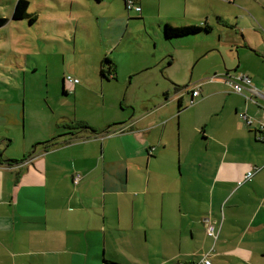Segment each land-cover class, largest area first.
Here are the masks:
<instances>
[{
  "label": "crops",
  "instance_id": "1",
  "mask_svg": "<svg viewBox=\"0 0 264 264\" xmlns=\"http://www.w3.org/2000/svg\"><path fill=\"white\" fill-rule=\"evenodd\" d=\"M56 1L96 16L100 36L107 38L101 41L105 52L125 37L132 21L137 33L152 40H164L167 25L201 26L205 18L204 26L213 31L201 0H135L138 18H130L126 0ZM218 21L225 24L220 16ZM74 23L80 28V20ZM226 41L231 48H256L247 40H217L197 46L184 66L195 64V70ZM240 54H233L230 68L249 57ZM164 56L169 55L129 72L133 77L156 67L155 93L140 114L135 110L129 119H114L121 124L109 125L108 134L64 132L56 145H43L50 140L45 139L26 151L21 163L1 157L8 142H0V264H196L204 256L212 264H264V141L258 131L264 122V76L238 66L233 73L252 79L253 88L243 95L215 75L180 85L168 70L177 60L159 64ZM250 60L264 63V55ZM64 84L70 85L65 78ZM196 88L200 94L190 106ZM190 107L194 116L203 108L193 122L194 134L185 132L183 121ZM245 111L251 126L240 117ZM251 171L252 179L244 182ZM76 174L82 176L78 185ZM208 220L217 223L216 241L207 235Z\"/></svg>",
  "mask_w": 264,
  "mask_h": 264
},
{
  "label": "rangeland",
  "instance_id": "2",
  "mask_svg": "<svg viewBox=\"0 0 264 264\" xmlns=\"http://www.w3.org/2000/svg\"><path fill=\"white\" fill-rule=\"evenodd\" d=\"M17 1L0 0V16L8 19L0 28V142H8L2 155L9 159L22 160L26 151L33 152L45 139L69 132V126L77 122L102 129L119 123L114 119H129L135 110L140 114L144 101L155 93L152 82L159 75L154 73L156 67L133 77L129 72L134 66L158 61L160 55L169 56H164L159 64L167 61L168 65L171 59L177 60L175 67L168 70H173L171 76L180 85H190L199 77L203 81L214 75L226 78V74H235L238 66L239 71L250 67L256 75L264 76V63L250 60L257 53L264 55V0H201L207 18L211 13L208 23L213 31L206 35L152 40L143 31L137 33L138 27L132 21L125 37L107 52L101 49L106 35L100 36L97 18L90 10L71 11L56 0H28L35 20L31 24L29 18L13 19ZM129 13L130 18H138L134 15L138 13ZM219 16L225 24L218 21ZM77 19L80 28L74 23ZM205 21L206 18L201 26L205 27ZM147 27L149 35L154 37L153 28ZM217 40H247L256 48L238 49L234 44L231 48L230 41H226L227 45L223 44L220 49L213 48L216 53L202 57L195 70V64L190 69L184 66L191 52L199 50L197 46L216 44ZM239 53L246 54L248 59L242 66L230 68L233 54L238 57ZM106 56L115 63L117 79L101 76V64ZM178 65L180 69H176ZM68 76L79 80L77 90L72 87L75 84H64V87L63 79ZM188 96H185L187 101ZM174 107L177 110V101ZM190 110L192 107L189 112L184 111L183 121L188 122L185 132L194 134L193 122L203 108L199 107L195 116ZM204 115L211 118L210 114ZM176 124L175 121V135Z\"/></svg>",
  "mask_w": 264,
  "mask_h": 264
},
{
  "label": "trees",
  "instance_id": "3",
  "mask_svg": "<svg viewBox=\"0 0 264 264\" xmlns=\"http://www.w3.org/2000/svg\"><path fill=\"white\" fill-rule=\"evenodd\" d=\"M126 9H127V2H126ZM29 2L27 0H18L15 5L14 13H13V19L14 20H23L26 18H29L30 23L33 24L35 22L34 18L29 14ZM128 11V9H127ZM131 12V11H128ZM140 14V13H139ZM8 22L7 18L0 16V28L6 25ZM211 28L209 26L207 27H201V26H185V27H171L166 26L165 28V36L167 39H174V38H182V37H188L200 34L202 32L209 33ZM101 76L104 79H117V70L115 63L110 59L108 56L104 58V61L101 64ZM106 67L108 68L106 70ZM111 75L113 78H111ZM66 93V92H65ZM121 124V123H119ZM115 124V125H119ZM113 126H109L105 129H96L91 127L90 125L84 123V122H77L71 126H69L70 130L68 134L70 135H78V134H87L89 136H98V135H104L108 134L110 132V129ZM64 135H58L53 137L52 139L42 143L43 145H48V147H52L58 143V140H60L61 137ZM27 158L22 160H8L7 162H13V163H21L24 162ZM2 160H4L2 158ZM6 161V160H4ZM244 182H247L244 180ZM105 264H118L114 262H108L106 261Z\"/></svg>",
  "mask_w": 264,
  "mask_h": 264
},
{
  "label": "built area",
  "instance_id": "4",
  "mask_svg": "<svg viewBox=\"0 0 264 264\" xmlns=\"http://www.w3.org/2000/svg\"><path fill=\"white\" fill-rule=\"evenodd\" d=\"M127 2V9L128 11H134L136 13L141 12V7L138 6L135 0H126ZM217 78V77H215ZM66 82L70 84H78L80 83L78 79H74L70 76L65 78ZM225 82L228 86L231 87L234 93L243 95L244 91L247 90L248 88H253L252 86V79L250 76L240 73V74H235L232 75L231 78H225ZM252 91L255 93V95H258L256 90ZM199 88H196L195 90L192 91V99H191V104L194 103V98L199 97ZM247 102L249 101H255L254 98L249 96H245ZM256 102V101H255ZM240 117L249 125L251 126L253 124V121L247 116V112H243L240 114ZM258 131L260 133L259 140L264 141V122L260 124V127L258 128ZM253 177V172H248L245 176V181H250ZM82 179V176L79 174H76L74 176V183L78 185ZM243 182H240L239 185H242ZM207 235L211 238H213L215 241L218 239V226L217 223H215L212 220L207 221ZM196 264H212L211 259L208 256H204L202 260H200Z\"/></svg>",
  "mask_w": 264,
  "mask_h": 264
},
{
  "label": "flooded vegetation",
  "instance_id": "5",
  "mask_svg": "<svg viewBox=\"0 0 264 264\" xmlns=\"http://www.w3.org/2000/svg\"><path fill=\"white\" fill-rule=\"evenodd\" d=\"M226 75H227L226 79H227V78H231V76H232L231 74H226ZM111 78H113L112 75H111ZM217 78H219V77H217Z\"/></svg>",
  "mask_w": 264,
  "mask_h": 264
},
{
  "label": "water",
  "instance_id": "6",
  "mask_svg": "<svg viewBox=\"0 0 264 264\" xmlns=\"http://www.w3.org/2000/svg\"><path fill=\"white\" fill-rule=\"evenodd\" d=\"M224 80H225V78H224ZM1 157H2V154H1Z\"/></svg>",
  "mask_w": 264,
  "mask_h": 264
}]
</instances>
